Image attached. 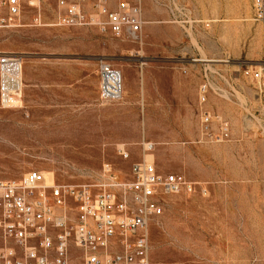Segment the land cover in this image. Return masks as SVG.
Masks as SVG:
<instances>
[{
	"label": "rangeland",
	"instance_id": "1",
	"mask_svg": "<svg viewBox=\"0 0 264 264\" xmlns=\"http://www.w3.org/2000/svg\"><path fill=\"white\" fill-rule=\"evenodd\" d=\"M21 1L18 25L0 26V54H16L22 61L19 101L10 109L0 106V175L18 179L39 170L48 185H89L100 193L116 192L121 199L123 185L132 180V165L145 154L143 148L138 151L117 142L137 139L135 108L117 110L119 124L112 126L99 123L96 110L87 108L83 130L71 131L68 140L67 133L34 131L24 103V95H30L31 63L40 61L38 75H46L48 67L52 77L61 73L53 71H57L55 64H44L47 60L85 59L87 68L99 73L103 63L116 69L122 55L130 54L121 50L131 45L179 42L185 53L178 56L200 65L202 79L207 75L212 81L211 104L208 107L207 100L204 107L226 118L232 134L220 143L202 137L185 144H155L148 154V161L161 173L178 174L197 184L195 191L163 195V213L153 217L148 227L150 262L264 264V100L249 77L264 62V21L254 19L252 1L142 0L145 23L138 40L118 37L96 25H58L64 12L59 0ZM97 1L83 5L87 16L97 13ZM115 1L107 0L111 7ZM147 26L157 29L148 32ZM60 68L66 70L67 64ZM100 100L117 101L102 95ZM192 123H198L202 131L199 106ZM67 204V211L58 209L56 215L66 214L68 229L73 230L78 203L69 197L64 207ZM4 245L0 239V251ZM118 247L117 238L113 251ZM84 257V251L70 239V261L79 263Z\"/></svg>",
	"mask_w": 264,
	"mask_h": 264
},
{
	"label": "built area",
	"instance_id": "2",
	"mask_svg": "<svg viewBox=\"0 0 264 264\" xmlns=\"http://www.w3.org/2000/svg\"><path fill=\"white\" fill-rule=\"evenodd\" d=\"M251 1L254 19L264 21V0ZM87 2L78 0L76 4H68L59 0L64 12L58 25H96L110 29L118 37L140 38L145 23L142 0H122L115 8L107 0H98L97 13L90 16L83 8ZM21 4V0H0V26L18 25ZM36 19L40 22V15ZM21 62L16 54H0L3 108L14 107L22 90ZM249 77L264 100V62ZM121 90L120 73L106 63L101 64L102 97L118 100ZM212 90V81L206 75L199 87L202 131L210 141L220 143L230 139L232 131L226 118L213 115L203 107ZM154 145L145 142L142 148L150 153ZM196 185L181 175L161 173L145 158L132 165V180L123 185L121 199L116 192L100 193L89 185L47 186L39 170H31L19 179H0V239L5 244L0 251V264H151L148 227L153 217L163 213V195L182 189L195 191ZM69 197L78 203V222L73 230L68 229L67 217L56 215L53 209L67 203ZM117 238L119 247L113 251L112 244ZM70 239L84 251L82 262L70 261Z\"/></svg>",
	"mask_w": 264,
	"mask_h": 264
},
{
	"label": "crops",
	"instance_id": "3",
	"mask_svg": "<svg viewBox=\"0 0 264 264\" xmlns=\"http://www.w3.org/2000/svg\"><path fill=\"white\" fill-rule=\"evenodd\" d=\"M117 4L118 0L112 7L115 8ZM39 15L42 19L41 14ZM151 29L156 30L157 27H146L148 32ZM170 44L177 47H171ZM180 44L173 41H151L122 49V52L130 54L122 55L123 60L114 69L120 73L122 83L121 98L115 102L100 100L101 66L99 75L95 68H87L85 59L56 62L47 60L44 64H55L57 71H53L61 74L51 77L48 73L50 68L46 67L47 74L39 76L42 63L33 60L32 74L28 81L30 95H24L30 125L34 126L31 129L67 133L68 140L71 131L83 130L81 126L86 123L87 108L96 110L99 123L111 126L119 124V120L115 118L117 110L133 111L135 108L137 139L117 140L119 145L137 147L140 151L145 142L171 146L206 138L199 124L192 123L198 106L199 111L201 107L199 87L204 80L201 68L200 65L178 56L185 53ZM62 64H67L66 70L60 68ZM34 72L37 74L34 75ZM24 80L26 81L25 75ZM211 97L212 93L209 92L208 107ZM43 126L46 128L43 129ZM14 178L11 175H0V179Z\"/></svg>",
	"mask_w": 264,
	"mask_h": 264
},
{
	"label": "bare ground",
	"instance_id": "4",
	"mask_svg": "<svg viewBox=\"0 0 264 264\" xmlns=\"http://www.w3.org/2000/svg\"><path fill=\"white\" fill-rule=\"evenodd\" d=\"M202 59H203V58H202ZM203 60H208V59L205 58V59H203ZM225 62H226V61H225ZM21 74H22V67H21L20 76H21ZM19 97H20V95H18V97L16 98L15 102L19 101ZM148 154H150V153H145V154H144V158H145L146 160H148V159H147ZM45 184L48 186L46 180H45ZM111 184H112V185L114 184V186H117V187L121 186V183L113 182V183H111ZM49 203L52 204V199H51V198L49 199ZM65 205H66V203H65L64 205H62V206H57V207L54 206V207H53L54 212L57 213V210L59 209L60 211L62 210V211L65 213V212L67 211V210H65V208H68V204H67L66 207H64ZM63 207H64V208H63ZM62 208H63V209H62ZM64 216L67 217L66 214H65Z\"/></svg>",
	"mask_w": 264,
	"mask_h": 264
}]
</instances>
